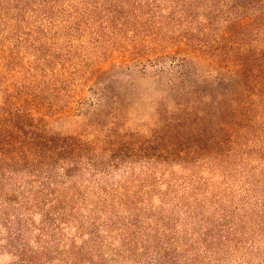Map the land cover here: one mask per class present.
I'll list each match as a JSON object with an SVG mask.
<instances>
[{
    "label": "rangeland",
    "instance_id": "obj_1",
    "mask_svg": "<svg viewBox=\"0 0 264 264\" xmlns=\"http://www.w3.org/2000/svg\"><path fill=\"white\" fill-rule=\"evenodd\" d=\"M244 15L264 52V0H0V106L83 146L4 171L0 264H264V109H214L213 39Z\"/></svg>",
    "mask_w": 264,
    "mask_h": 264
},
{
    "label": "trees",
    "instance_id": "obj_2",
    "mask_svg": "<svg viewBox=\"0 0 264 264\" xmlns=\"http://www.w3.org/2000/svg\"><path fill=\"white\" fill-rule=\"evenodd\" d=\"M249 22L250 18L247 15L230 21L223 33L219 34L217 39H213V44L216 46H211L212 51H220L223 55L230 53L234 57L233 67L229 69V73L235 77V87L230 93L226 89H219V93L216 95L218 102L214 105V109H238L233 113V123L235 125H239L238 123L241 121L243 122L239 112L240 109H248L245 116L251 115L252 109H264V74H262L264 72V52L253 55L248 47L245 48L247 45L242 42V39L238 38L239 33L242 32V29H246ZM196 40L197 42L192 46L187 42L181 46L180 40L171 41L174 46V56L179 54L187 55L189 51H195V49L205 51L207 47L206 40L203 38H197ZM190 66L192 68V65ZM192 70L188 69V73L182 75L180 79V82L183 83L182 87L177 84L173 87V91L180 88L179 98L181 95L185 96L186 94L185 83L191 81ZM221 77L222 75L218 79H221ZM218 79L214 83L205 81L203 82L204 86L208 89L214 86L213 89H216L219 84ZM216 96L213 95V98ZM223 113L228 112L223 110ZM254 119L255 116L253 117ZM202 134L204 135V133ZM202 134L200 135L202 136ZM82 147L77 139L72 136L60 137L44 134L37 136L32 131L27 135L22 127L21 115L10 112L9 109L0 106V190L3 186L1 182L4 179V171L8 170V168H13L12 170H14L15 167L24 168L25 165L35 167L37 163H46V161L48 165L54 166L58 163L65 164L68 160L73 162L70 165L72 166ZM196 148L201 147L197 145ZM32 157V161L29 162L28 160ZM7 224H4V226H7ZM8 229H10V226ZM21 231V228L11 231L12 235H9L8 240L9 246H18L21 249L20 255L22 256L24 254L22 253L23 243H20L22 244L20 247L16 245L18 237L22 238ZM22 260L24 259L22 258ZM27 260L29 259L27 258Z\"/></svg>",
    "mask_w": 264,
    "mask_h": 264
}]
</instances>
